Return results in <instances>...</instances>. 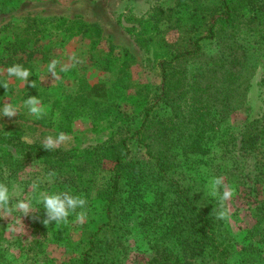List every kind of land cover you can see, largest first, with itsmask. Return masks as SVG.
<instances>
[{"label":"trees","instance_id":"trees-1","mask_svg":"<svg viewBox=\"0 0 264 264\" xmlns=\"http://www.w3.org/2000/svg\"><path fill=\"white\" fill-rule=\"evenodd\" d=\"M213 1L218 15L208 14L194 0H178L188 14L187 20L174 23L183 27L178 45L166 42L164 28L170 23L158 12L146 21L148 32L130 31L139 46L153 47L162 56L157 64L159 92L155 102L142 110L138 130L131 129L134 117L110 104L109 89L100 82L82 87L85 91L77 100L105 107L113 126L128 124L108 143L72 156L45 146L15 145L22 148L17 151L21 156L42 161L67 184L82 188L76 190L81 197L92 195L91 206L100 208L102 223L87 236L78 264H120L128 256L125 244L134 213L150 244V264H195L200 257L216 264H250L259 258L264 264V205L256 206L259 190L255 188L264 178L262 170L251 175L248 163L263 139L264 116L246 119L238 139L228 129L216 139L227 117L249 111L246 95L254 73L247 68L251 50L236 37L249 26L264 24V0ZM255 31L264 35L261 29ZM205 41L215 42L217 53L205 56ZM260 47L264 51V45ZM191 61L199 62L193 72L188 69ZM68 158L78 164L72 166ZM105 159L111 165L108 169L102 168ZM204 167L223 171L225 183L250 207L246 216L251 223L242 228L241 246L217 218L218 201L206 197V206L201 201L198 175ZM73 170L75 176L70 174ZM103 175H108L105 182L100 181ZM232 200L225 207L238 220V214L229 209Z\"/></svg>","mask_w":264,"mask_h":264},{"label":"rangeland","instance_id":"rangeland-1","mask_svg":"<svg viewBox=\"0 0 264 264\" xmlns=\"http://www.w3.org/2000/svg\"><path fill=\"white\" fill-rule=\"evenodd\" d=\"M194 1L206 8L208 14L220 13L215 12L213 0ZM170 9L178 14H170L167 11ZM155 12L169 20V26L164 28L166 42L180 44L184 36L181 23L187 20L188 14L178 0H0V83H7V91L0 87V107L3 103H12L18 108L17 115L0 118V182L16 183L27 189L33 181L51 172L55 175L40 185L42 191L80 196L76 190L82 188L67 184L56 170L49 171L42 161L28 158L30 155L21 156L17 151L22 148L15 145L45 146L46 137L57 138L63 134L65 139L52 150L72 156L108 143L118 129L128 124L113 126L105 107L99 108L85 99L77 100L85 91L80 90L82 87L100 82L106 83L109 89L110 104L120 106L134 117L131 129L138 130L142 110L155 102L159 92L161 79L157 64L162 56L153 47L139 46L131 32H148L150 25L146 21ZM176 20L181 23L174 24ZM257 29L264 31V24L249 26L236 37L239 44L251 50L247 68L250 66L254 73L246 95L249 111L239 110L227 117L216 139L226 129L238 139L246 119L260 120L264 116V51L260 47L264 45V35L258 34ZM217 51L215 42L203 43L205 56ZM54 60L57 61L56 75L47 70ZM13 64L30 71L28 83L7 76L6 69ZM198 66V61H191L188 69L193 72ZM29 97L39 98L38 107L45 109L39 119L23 107V101ZM262 138L248 163H251V175H260L262 170L264 178V134ZM68 162L72 166L78 164L69 158ZM110 167L105 159L102 168ZM74 172L70 174L75 176ZM217 176L225 180L224 172L213 167H204L198 175L202 183L199 195L205 206L206 197L218 201L208 194L206 187L209 179ZM107 180L108 175L100 177L101 182ZM224 187L231 188L225 181ZM263 187L264 182L255 186L259 190L256 206L264 205ZM84 198L88 202L86 218L78 221L73 213L68 223L60 226L54 221L45 226L43 221L47 216L42 213V205L35 202L34 211L39 213L4 219L0 212V264H78L87 236L95 232L103 220L100 208L91 206L92 195ZM231 200L229 209L238 214V220L228 213L223 222L234 243L241 246L242 228L251 223L246 216V208L250 207L244 205L245 201L237 194L228 201ZM138 223L137 214H132L125 244L128 256L120 264H150L152 260L146 233ZM258 259L250 264H261ZM195 264L216 262L200 257Z\"/></svg>","mask_w":264,"mask_h":264},{"label":"clouds","instance_id":"clouds-1","mask_svg":"<svg viewBox=\"0 0 264 264\" xmlns=\"http://www.w3.org/2000/svg\"><path fill=\"white\" fill-rule=\"evenodd\" d=\"M57 61H52L48 64V72L56 75ZM9 78H16L22 82L28 83L30 71L20 64H13L6 69ZM34 83V82H33ZM33 83L31 86H33ZM7 91V83H0ZM41 105V101L37 97H29L23 101V107L27 109L29 114L39 119L44 113L45 109ZM18 108L10 103L0 107V118L17 115ZM65 139L63 134L57 138L53 136L46 137L45 147L52 149L56 144ZM55 173H48L43 179H37L32 182L29 188L31 191H26L24 187L16 183L0 182V212L3 213V218L13 217L18 215L20 218L28 216L30 213H39L34 211V202L36 205H42L43 214L47 219L43 221L44 225H50L54 221L55 225L67 224L68 218L73 213H76V219L83 221L87 216V200L81 196L70 195L68 192L49 193L42 191L40 185L45 180L53 177ZM208 194L212 197L218 198L219 211L217 218L225 220L228 217V210L225 207V202L228 201L233 195L234 191L231 188L224 187V178L221 176L212 177L207 184ZM80 210L77 212V210Z\"/></svg>","mask_w":264,"mask_h":264}]
</instances>
